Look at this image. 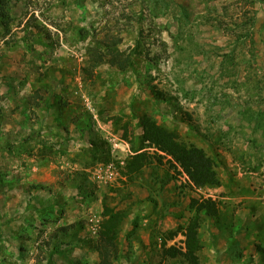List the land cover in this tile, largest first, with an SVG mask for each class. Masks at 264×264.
<instances>
[{
    "label": "rangeland",
    "instance_id": "1",
    "mask_svg": "<svg viewBox=\"0 0 264 264\" xmlns=\"http://www.w3.org/2000/svg\"><path fill=\"white\" fill-rule=\"evenodd\" d=\"M0 13V264H98L90 219L99 230L107 208L122 215L114 264H187L165 254L184 251L183 230L167 238L202 198L221 211L202 218L200 262L264 264V2L0 0ZM110 50L133 65H93ZM141 114L204 149L221 185L196 188L167 159L128 172Z\"/></svg>",
    "mask_w": 264,
    "mask_h": 264
},
{
    "label": "trees",
    "instance_id": "2",
    "mask_svg": "<svg viewBox=\"0 0 264 264\" xmlns=\"http://www.w3.org/2000/svg\"><path fill=\"white\" fill-rule=\"evenodd\" d=\"M257 1L264 2V0ZM134 55L135 52L126 53L110 50L108 54L96 53L92 62L93 65L107 62L111 67L125 72L133 65ZM155 96L158 100L171 101V96L161 91H156ZM188 120L191 118L184 120V122H188ZM139 124L142 130L141 143L139 147L132 148L133 154L128 158L126 164L128 172L139 174L145 166L152 163L151 160L156 159L158 163L162 164L163 159H167L170 165L178 166L186 175L190 185L196 188H216L221 185L216 170V162L204 149L182 141L177 132L168 130L147 114L140 115ZM123 136L126 138V133ZM147 147L154 148L155 152L150 154L146 150ZM189 207L193 210L194 215L188 219L187 225L185 227L180 226L177 230L170 232L167 238L172 239L178 231L183 230L184 251L171 246L165 249V254L168 257H176L177 254H180L187 264H202L199 258L201 249L199 228L202 218L203 220L206 218L218 220V202L212 198L191 199ZM103 215L104 219L101 222L95 244L99 258L98 264H114L122 215L108 208L105 209ZM167 239H164L163 242L165 243Z\"/></svg>",
    "mask_w": 264,
    "mask_h": 264
},
{
    "label": "built area",
    "instance_id": "3",
    "mask_svg": "<svg viewBox=\"0 0 264 264\" xmlns=\"http://www.w3.org/2000/svg\"><path fill=\"white\" fill-rule=\"evenodd\" d=\"M121 163L123 164V162H121ZM104 168H105L106 172L108 173V180L113 179L118 174L117 168L115 167V165L113 163L106 164ZM98 227H99L98 220H96L94 222L93 219H90V227H89V229H90V231H91V233L93 235H97L98 234V231H99Z\"/></svg>",
    "mask_w": 264,
    "mask_h": 264
},
{
    "label": "crops",
    "instance_id": "4",
    "mask_svg": "<svg viewBox=\"0 0 264 264\" xmlns=\"http://www.w3.org/2000/svg\"><path fill=\"white\" fill-rule=\"evenodd\" d=\"M215 200V199H214ZM217 201V200H216ZM233 201V200H232ZM237 201H238V199H237ZM219 208V207H218ZM256 209L259 211L260 210V208H255V206H253V205H250L249 206V208H248V210H253L254 212L256 211ZM221 210L219 209V212H220ZM248 215V214H247ZM240 229V228H239ZM238 229V227L237 226H234V230H239ZM253 233H255V235H257V233L254 231ZM249 243L250 242H245V243H241V242H238L237 243V245H238V247L239 248H242V247H246V246H248L249 245ZM217 246V247H216ZM213 248H215L217 251H218V254H216V256L218 257L220 254H222V256H223V254L224 253H222L220 250H225V249H227L226 247V244H224V242H223V244H221V245H219V244H216L215 246H212ZM183 250H184V247L182 248ZM249 251L251 252V251H255V250H252V246H250L249 247ZM225 255V254H224ZM258 258V257H257Z\"/></svg>",
    "mask_w": 264,
    "mask_h": 264
},
{
    "label": "clouds",
    "instance_id": "5",
    "mask_svg": "<svg viewBox=\"0 0 264 264\" xmlns=\"http://www.w3.org/2000/svg\"><path fill=\"white\" fill-rule=\"evenodd\" d=\"M185 249V248H184Z\"/></svg>",
    "mask_w": 264,
    "mask_h": 264
}]
</instances>
